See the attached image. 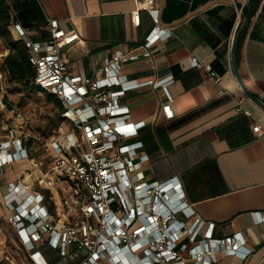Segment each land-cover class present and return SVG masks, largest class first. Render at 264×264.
<instances>
[{"label": "built area", "instance_id": "2783aa9c", "mask_svg": "<svg viewBox=\"0 0 264 264\" xmlns=\"http://www.w3.org/2000/svg\"><path fill=\"white\" fill-rule=\"evenodd\" d=\"M246 2L239 0L236 19ZM141 10L151 16L150 32L129 49L115 47L89 75L69 73L62 52L80 40L77 30H65L48 17L46 36L33 40L21 24L8 26L27 48L32 83L55 96L69 127L44 143L50 164L42 170L31 154L22 112L12 109L17 124L0 120V169L24 165L0 190V264H219L218 253L238 258L250 253L239 232L217 237L213 222L194 216L175 178L150 181L139 175L149 159L138 139L145 124L131 121L128 106L120 102L137 84L122 76V66L138 56L150 63L152 45L173 34L161 23L155 0L136 1L133 25ZM2 58L0 80L6 74ZM189 62L214 76L209 64L193 56ZM171 80L155 79L152 87ZM243 100L249 99L241 92ZM169 107L161 105L167 117ZM252 130L261 134L259 124Z\"/></svg>", "mask_w": 264, "mask_h": 264}, {"label": "crops", "instance_id": "0c3cea01", "mask_svg": "<svg viewBox=\"0 0 264 264\" xmlns=\"http://www.w3.org/2000/svg\"><path fill=\"white\" fill-rule=\"evenodd\" d=\"M4 1L12 23L21 24L30 39L46 36L48 17L79 32L80 40L62 49L71 74L89 75L115 47L131 48L153 27L144 10L139 23H131L137 0ZM238 2L155 0L161 23L173 34L152 45L150 63L138 56L122 66V76L137 84L120 102L128 106L131 121L145 124L138 139L149 159L139 168L141 178H175L193 215L214 223L215 236L240 233L250 253L245 258L218 253L219 264H264V217L259 216L264 213V110L250 100L239 102L242 91L230 58L236 28L244 24V14L236 19ZM237 35L238 73L247 89L264 100V0L256 1ZM7 52L3 47V56ZM189 56L209 64L214 76L191 66ZM169 76L166 86L152 87L153 80ZM165 102L170 117L161 108ZM255 124L260 135L252 130ZM14 165V176L6 177ZM23 166L14 162L0 169V190Z\"/></svg>", "mask_w": 264, "mask_h": 264}, {"label": "rangeland", "instance_id": "374dc122", "mask_svg": "<svg viewBox=\"0 0 264 264\" xmlns=\"http://www.w3.org/2000/svg\"><path fill=\"white\" fill-rule=\"evenodd\" d=\"M3 47H6L2 38H0V56H3ZM2 63V62H1ZM0 99L4 103V108H0V120L8 121V123L17 124L18 119L15 118L13 108L18 109L24 115L26 120L25 130L28 133V144L31 145V154L35 161H41L40 168L46 169L50 160L44 150V143L51 137L57 136L61 130L66 132L68 124L59 119L58 108L47 99L46 93L35 85L24 88L14 80H8L5 76L0 80ZM5 100V102H4ZM16 165L11 174L6 177L14 176ZM47 253H51L45 248Z\"/></svg>", "mask_w": 264, "mask_h": 264}, {"label": "trees", "instance_id": "16d2710c", "mask_svg": "<svg viewBox=\"0 0 264 264\" xmlns=\"http://www.w3.org/2000/svg\"><path fill=\"white\" fill-rule=\"evenodd\" d=\"M257 0L251 4L249 17L253 13L254 5ZM246 5L243 7V14ZM12 23L9 7L4 0H0V38L4 41L8 52L3 56L1 68L6 71L8 80H14L24 88L31 87L32 78L35 74L34 68L28 61V52L24 43L20 39H13L9 32L8 26ZM45 92V91H44ZM46 97L59 110V119H62V106L52 93L45 92Z\"/></svg>", "mask_w": 264, "mask_h": 264}, {"label": "water", "instance_id": "95a60500", "mask_svg": "<svg viewBox=\"0 0 264 264\" xmlns=\"http://www.w3.org/2000/svg\"><path fill=\"white\" fill-rule=\"evenodd\" d=\"M255 0H247L246 2V8L244 11V24L241 26V28L238 26L236 28L235 31V35L233 37L232 43H231V51H230V58H231V62H232V67H233V72L235 75V78L237 80V83L242 91V93L252 102L254 103L256 106H258L259 108H261L262 110H264V100H262L261 98H258L256 96H254L245 86V84L243 83L238 70H237V64H236V48H237V38H238V31L239 29H243L246 27L247 22L249 20V12L251 10V4L254 2Z\"/></svg>", "mask_w": 264, "mask_h": 264}]
</instances>
